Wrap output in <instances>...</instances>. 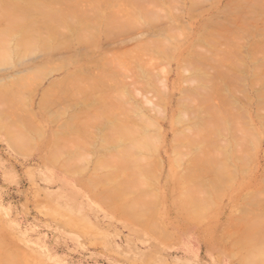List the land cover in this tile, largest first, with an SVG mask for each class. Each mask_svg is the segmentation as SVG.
<instances>
[{
  "label": "rangeland",
  "instance_id": "obj_1",
  "mask_svg": "<svg viewBox=\"0 0 264 264\" xmlns=\"http://www.w3.org/2000/svg\"><path fill=\"white\" fill-rule=\"evenodd\" d=\"M213 1L215 4L209 1L211 7H209V2H204L199 8L193 9L192 14L189 11L190 14L186 12L185 5L182 10L178 8L177 13L180 10L185 14L181 18L191 28L190 33L201 29L205 20L213 22L214 16L217 18L218 15V18H221H215L217 23L222 21L221 16L224 12L219 11L226 6L227 2L233 0ZM205 6L210 9L206 10ZM185 21L180 22L186 24ZM182 23L179 27L185 31L183 32L185 34H179L172 42L171 48L175 49L173 56L164 59L158 66L156 65L157 71L159 72L160 69L163 75H161L162 79L160 78L164 85H162V90L159 86L161 93L156 87V82L148 88L147 84L143 87L142 82L138 80L143 87L140 88L142 91H149L150 87L153 89L150 90L151 92H143V95L147 94V98L150 96L149 100H153V103L161 101L162 105L159 106L162 107L159 111L156 110L158 116L156 112L151 114L155 109L153 112H148L155 127L150 126L146 136L149 139L148 145L151 147L149 149L152 150L150 155L147 154L150 159L147 182L138 188L130 185L129 191L126 192L130 193L129 196L127 195L129 198L124 195L126 201L122 202L124 197L121 196L122 201L119 202L123 208V204H129L127 201L131 202V198L136 197H133V194L141 190V196L138 198L141 202L135 198L132 200V203L136 200L140 202L137 204V207L140 206L138 210L141 213L138 216L143 215L139 218L135 217V210L134 212L129 211L132 204H130L131 207L126 205V208L129 206L128 211L125 209L123 212L115 198L113 197L115 202L112 198L110 199L108 195L111 196V194L104 191L108 183L103 182L98 185L89 183L90 177L97 178L109 169L108 166L100 168L99 161L103 163L111 159V154L115 155V151L119 149L115 144L110 142L106 144L105 140L102 142L101 137L106 135L99 137L98 132L93 135L85 131L81 133V136L79 133L74 138L69 136L68 140L72 139L74 143H69L67 146L66 153L69 160L65 162V165L68 164L66 171L61 164H54L52 159L50 160L49 153L53 147L54 132L57 129H64L65 119L73 110L72 107L68 110L69 103L65 108L66 104L63 107L61 102L58 105H62L65 109L64 111L63 108L59 110V107L60 113L57 110L54 113V107L50 106L48 107L52 109L47 106L43 109L39 105L40 97H43L41 95L43 90L45 92L47 88V90L50 89L53 81H59L67 70L79 65V58L75 59V63L70 60L62 62L63 59L58 57H61L63 52L58 53L56 49L53 52L51 49L50 56L49 53H45L48 56L42 53H38V56L35 53L36 55L28 56V59L26 58L21 63L13 61V65L0 64L1 100L13 93L17 94L16 91L19 90V93L22 90L31 92L23 105L19 99L11 107L5 102L0 103V111H5L0 116V264H235L231 258L235 249L231 248L230 243L241 237L240 229L244 230L243 227L252 221L248 219L249 223L244 221L246 224L243 223V225L242 219L250 215L254 217L253 214H259L258 211L263 212L264 209V205L261 204L262 201L264 203L263 197H259L260 201L259 199L255 201V203L257 201L260 203V205L256 204L258 206L251 205L250 200V202L247 200L249 203L243 200L249 193L262 192L260 195H264V178L262 177L264 173V123H257V120L259 122L260 120L255 118L256 98L254 91L252 92L251 87L247 86L250 92V94L248 92L249 97L254 96L246 105L250 104L247 107L249 109L252 107L249 110L251 124H254L257 136H250L245 140L243 151H236V144L231 139V135L225 138L216 136L212 146L215 152L213 155L217 159H220L221 153L225 156V161H223L225 165H221L220 176L216 180L219 191H215L216 188L208 182V179L199 185L192 184L190 179L194 176L192 170L190 171L187 167V163L194 151L186 145L187 143L175 145L178 146L176 149L178 161H176V150L174 151L172 145L173 133L187 126L173 124L178 109L177 99L183 98L188 88V82L184 81L187 73L183 74L182 67H178L176 63L177 58L181 60L186 54V51H183L185 54L181 53L183 54L181 56L179 51L190 38L188 36L187 39L188 25L186 30ZM15 33L18 34V30ZM16 34L6 35L7 40H16ZM256 39L260 38L253 36L248 39V42ZM53 63L56 66L60 65L57 70L55 67V71L51 70ZM42 65L46 70H41V73L32 69ZM20 75L25 78L23 82L16 81ZM157 76L160 77L159 74ZM30 77L32 79H29ZM141 92L139 91L140 94ZM136 96L140 99L139 95ZM136 96L131 94L130 100L139 104V107L142 106V109L145 108L147 105L142 101L141 103L137 101ZM163 105L165 110H163ZM73 109L77 111L80 107H75L73 104ZM65 111L68 112L66 115H64ZM261 111L264 113V106ZM20 127L23 129V134H21ZM16 129L18 131H14ZM7 133L15 138L14 146H9ZM220 143L223 148L219 147ZM194 188L201 190L204 196V204L195 205L201 210V214L204 213L201 223L200 219L197 223V221L192 222L195 219L188 218V211H191L196 203L191 200L195 192ZM136 203L133 206L136 207ZM261 212L260 214H263ZM239 224L243 227L240 226L239 229L236 228L237 231H233L239 237L234 236L231 238L233 240H228V235ZM232 227L234 228L231 229ZM228 228L229 231L226 230ZM228 232L229 234L226 235ZM225 240H228L229 246ZM245 252L246 250L242 249L240 254L243 255Z\"/></svg>",
  "mask_w": 264,
  "mask_h": 264
},
{
  "label": "bare ground",
  "instance_id": "obj_2",
  "mask_svg": "<svg viewBox=\"0 0 264 264\" xmlns=\"http://www.w3.org/2000/svg\"><path fill=\"white\" fill-rule=\"evenodd\" d=\"M209 1L215 2L213 0H0V27H3L0 29V64L13 65V61L21 63L30 55L49 53L51 49L53 52L55 49L58 53L63 52L64 55L59 54L61 57H58L63 59L62 62L70 60L75 63L76 58L80 61L79 65L67 70L59 81H53L50 89H46L49 92L43 90L41 94L43 97H40L39 105L43 109L50 106L54 107V113L57 111L60 113L59 110L65 104L66 108L69 103L68 110H71V107L73 110L68 117L66 116L64 129H57L54 132L53 147L51 154L49 153L52 163L61 164L65 171L68 170V164L65 165L69 160L66 153L67 146L69 143H74L72 139L68 140V137L74 138L78 133L81 136L85 131L93 135L98 132L99 137L106 135L101 137L102 142L105 140V143L115 144L119 149L115 151L116 156L111 154L112 156H109L111 159L105 161L106 163L99 161L100 164L97 165L100 168L108 166L109 169L97 178L90 177L89 183L97 185L108 183L104 191L111 194L112 197L108 195L110 199L114 197L120 204V201H126L124 195L129 196L130 193L126 192L129 191L130 185L138 188L147 182L150 161L147 154L150 155L152 150L149 149L151 147L146 136L149 127L154 125L148 112H153L155 109L151 114L156 112L157 115V111L162 108L159 106L162 105L159 100L158 104L155 100L154 103L153 100L150 101V96L147 98V94L143 95V92L147 93L148 90L142 91L140 88L145 87L144 84L149 88V85L153 86L156 82L157 89L160 86L162 90V71L159 69L158 72L156 65L173 56L175 49L171 48L172 42L179 34H185L183 33L185 31L179 27L185 21L181 18L185 14L180 10L185 5L186 12L191 13L193 9ZM225 5V9L222 7L223 9L219 11L224 12L222 16L220 15L222 21L219 23L215 21L216 16H214L213 22L205 20L201 29L193 33H190L191 28L186 21V24L182 23L186 30L188 27L189 32L186 34L187 39L188 36L190 38L179 51L180 54L186 51V54L183 53L185 55L181 60L179 58L176 60L177 66L182 67L183 74L187 73L184 81L188 82V88L185 90L186 95L176 100L178 109L173 124L187 126L173 133L172 145L175 151L178 147L175 145L187 143L186 145L194 151L187 163L194 176L190 181L199 185L208 179V182L216 188L215 191H219L216 184L221 172L219 169L221 165H225V162L223 163L225 156L222 153L219 155L220 159L213 155L215 152L212 146L215 137L225 138L231 135V139L236 144V151H243L245 140L250 136H257L254 124H251L249 110L252 107L250 106L249 109L247 107L250 104L246 105L253 96L249 97L247 86L251 87L256 98L255 118L260 120V122L257 120V123H264V113L261 111L264 106V0H233ZM209 7L205 6L206 10L210 9ZM178 8L180 10L177 13ZM218 17L217 15L216 19H221ZM16 30L18 34L15 33ZM10 33L16 34L17 39L7 40ZM253 36L260 39L248 42ZM11 46L13 47L10 48ZM48 55L50 56V53ZM54 65L52 71L60 66ZM42 66L32 69L41 73V70H46L45 66ZM23 80L25 78L20 75L16 81L23 82ZM138 80L142 82V86ZM138 90L142 91V94ZM150 90L153 89L150 87ZM19 91H16L18 97L15 93L5 95L6 99L0 98V103L5 102L11 107L19 99L23 105L31 92L22 90L19 93ZM237 92L240 93L238 96ZM131 94L143 95L144 97H139L142 98L141 100L137 96L133 98L147 106H143L145 107L143 109L142 106L139 107V104L130 100ZM60 102L63 107L58 105ZM73 104L80 109L74 111ZM50 107L48 108L52 109ZM163 110H165L164 105ZM66 111L64 115L68 113ZM21 112L23 114V111ZM4 113L5 111H0V116ZM5 117L8 120V117ZM20 129L23 134V129L21 127ZM7 134L9 146H14L15 138L10 136V133ZM219 147L223 148L221 143ZM177 152L176 150V161H178ZM262 174L264 178V173ZM197 188H194L195 192L191 198L192 202H196L194 206L202 204L204 200L202 191H198ZM140 191L135 192L136 194L139 192L138 197L136 194H133V197L136 196L137 198H134L141 202L138 199L141 196L142 191ZM258 193H249L251 195H246L248 199L244 197L243 200H250L251 205H260L255 201L259 197L264 198V195H260L262 192L259 195ZM134 198H131V202L127 201L129 204L124 203L123 208L121 204L119 207L124 212L125 209L128 211V207L132 204L134 209L131 207L129 211L135 210L136 215H134L137 217L140 213L138 210L140 206L137 207V204L140 202L136 200L137 203H132ZM134 203L137 208L133 206ZM261 204L264 205L263 201ZM126 205L129 206L126 208ZM194 206L188 211V218L195 219L191 221L197 223L200 219L201 223L204 213L201 214V210ZM258 212L259 214H253L255 218L250 215L248 217L251 218L242 219V224L249 223L248 219L252 220L247 226L243 227L239 224L238 227L231 228H234L232 232L230 229V235L229 232L226 234L227 239L230 240L238 236L233 232L237 231L236 228L239 229L241 226L244 229H240L241 237L231 239L233 240L230 243L231 248L235 249L231 258L235 264H264V209L263 212ZM226 230L229 231V228ZM244 231L246 232L243 234ZM242 249L246 250L243 255L240 254Z\"/></svg>",
  "mask_w": 264,
  "mask_h": 264
}]
</instances>
